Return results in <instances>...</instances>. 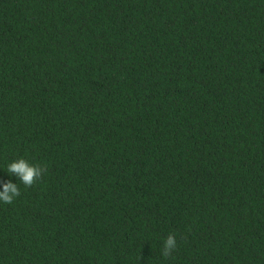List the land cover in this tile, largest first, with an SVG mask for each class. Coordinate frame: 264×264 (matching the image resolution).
Here are the masks:
<instances>
[{
	"label": "trees",
	"instance_id": "trees-1",
	"mask_svg": "<svg viewBox=\"0 0 264 264\" xmlns=\"http://www.w3.org/2000/svg\"><path fill=\"white\" fill-rule=\"evenodd\" d=\"M9 182L0 264H264V0H0Z\"/></svg>",
	"mask_w": 264,
	"mask_h": 264
},
{
	"label": "clouds",
	"instance_id": "clouds-1",
	"mask_svg": "<svg viewBox=\"0 0 264 264\" xmlns=\"http://www.w3.org/2000/svg\"><path fill=\"white\" fill-rule=\"evenodd\" d=\"M9 174H14L20 180L25 187H32L42 176V173L46 171L39 166L29 164L25 159L21 158L14 162H11L7 166L6 170ZM20 191L17 185L9 182L4 184L3 191H0V202L5 204L13 203L14 199L19 197ZM164 251L162 253L164 258L171 256L172 252L177 247V242L174 235H168L164 240Z\"/></svg>",
	"mask_w": 264,
	"mask_h": 264
}]
</instances>
